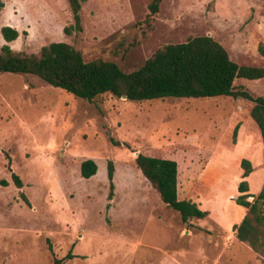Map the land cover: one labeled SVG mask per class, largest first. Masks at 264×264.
Returning a JSON list of instances; mask_svg holds the SVG:
<instances>
[{
	"label": "rangeland",
	"instance_id": "1",
	"mask_svg": "<svg viewBox=\"0 0 264 264\" xmlns=\"http://www.w3.org/2000/svg\"><path fill=\"white\" fill-rule=\"evenodd\" d=\"M152 1L87 0L82 32L66 35L74 24L66 0H0V50L10 26L20 33L8 44L16 52L63 42L87 62L132 72L165 45L211 36L239 65L264 67V0H165L144 35ZM235 85L264 97V79ZM252 107L232 97L89 102L33 75L0 73V264H54L70 252L64 264H264L233 230L246 213L237 203L243 159L254 168L250 194L264 184ZM140 153L176 161L180 199L210 214L183 223L137 167ZM87 160L98 166L90 179L81 175Z\"/></svg>",
	"mask_w": 264,
	"mask_h": 264
},
{
	"label": "trees",
	"instance_id": "2",
	"mask_svg": "<svg viewBox=\"0 0 264 264\" xmlns=\"http://www.w3.org/2000/svg\"><path fill=\"white\" fill-rule=\"evenodd\" d=\"M71 8L74 24L65 28V34L82 32L81 9L87 0H66ZM165 0H153L144 20V31H152L156 15ZM7 44L0 50V73L33 75L46 84L62 89L76 98L94 102L95 99L111 94L128 100L141 102L176 99H205L232 97L253 104L250 116L260 129L264 148V97L254 96L249 90L237 88L238 79L256 81L264 79V67L239 65L233 61L227 49L211 36L189 38L184 43L168 44L159 48L142 66L132 72L124 71L118 64L101 59L87 62L82 53L68 43H52L37 54L16 52L8 44L16 41L20 33L6 26L1 29ZM264 57V43L259 46ZM238 127L235 129L237 135ZM115 146L130 148L125 142L112 138ZM136 165L158 191L163 203L177 212L182 222L190 224L194 219H205L210 213L201 209L192 200H180L178 196V163L139 154ZM243 170L239 184L241 196L237 203L245 210L242 221L234 226L240 242L248 245L264 260V185L257 195L250 194L247 178L253 173L252 162L243 159ZM98 172L93 160L84 161L81 175L90 179ZM114 163H108L111 200L114 195ZM18 188L21 179L13 174ZM24 200H28L23 196ZM253 198V201H249ZM50 251L52 247L50 246ZM74 256L70 253L54 264H64Z\"/></svg>",
	"mask_w": 264,
	"mask_h": 264
},
{
	"label": "crops",
	"instance_id": "3",
	"mask_svg": "<svg viewBox=\"0 0 264 264\" xmlns=\"http://www.w3.org/2000/svg\"><path fill=\"white\" fill-rule=\"evenodd\" d=\"M251 177V176H250ZM250 177L248 178V180L250 179ZM250 186H251V183L249 182ZM262 184V183H261ZM264 184L261 185V187H263ZM238 187V186H237ZM262 189V188H261ZM237 192H239V188H237ZM260 192V191H259ZM259 192H257L256 194L255 193H252V195H257ZM178 196H179V199H180V192H179V189H178ZM237 197V196H236ZM253 199V198H252ZM181 200V199H180ZM231 200H236V199H232V196H231ZM237 225V224H236ZM235 226V225H234ZM233 230H234V227H233ZM235 232V231H234ZM236 234V232H235ZM237 238V236H236ZM238 239V238H237ZM239 240V239H238ZM256 254V253H255ZM257 255V254H256ZM258 256V255H257ZM262 262V260H260Z\"/></svg>",
	"mask_w": 264,
	"mask_h": 264
},
{
	"label": "water",
	"instance_id": "4",
	"mask_svg": "<svg viewBox=\"0 0 264 264\" xmlns=\"http://www.w3.org/2000/svg\"><path fill=\"white\" fill-rule=\"evenodd\" d=\"M4 6H5V4H4L3 2H1V3H0V7H4ZM123 98H124V99H127L126 96H123ZM138 155H139V154H138ZM138 155H137V156H138Z\"/></svg>",
	"mask_w": 264,
	"mask_h": 264
},
{
	"label": "built area",
	"instance_id": "5",
	"mask_svg": "<svg viewBox=\"0 0 264 264\" xmlns=\"http://www.w3.org/2000/svg\"><path fill=\"white\" fill-rule=\"evenodd\" d=\"M238 187H239V186H238ZM232 199H237V197H236V196H233Z\"/></svg>",
	"mask_w": 264,
	"mask_h": 264
}]
</instances>
